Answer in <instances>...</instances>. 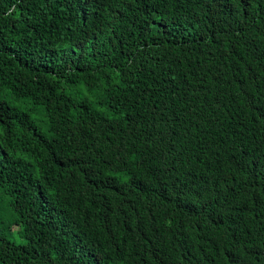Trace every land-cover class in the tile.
Returning <instances> with one entry per match:
<instances>
[{"label":"trees","instance_id":"1","mask_svg":"<svg viewBox=\"0 0 264 264\" xmlns=\"http://www.w3.org/2000/svg\"><path fill=\"white\" fill-rule=\"evenodd\" d=\"M0 264H264V0H0Z\"/></svg>","mask_w":264,"mask_h":264}]
</instances>
